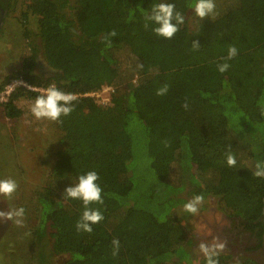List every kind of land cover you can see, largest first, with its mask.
<instances>
[{
    "label": "trees",
    "instance_id": "trees-1",
    "mask_svg": "<svg viewBox=\"0 0 264 264\" xmlns=\"http://www.w3.org/2000/svg\"><path fill=\"white\" fill-rule=\"evenodd\" d=\"M159 3L174 4L183 15L171 39L154 32L151 6ZM196 3L32 0L27 7L23 23L35 16L39 31L32 41L25 33L30 54L3 81L0 95L21 79L42 88L55 84L75 97L71 114L52 121L60 146L47 183L18 204L33 236L29 264H53L56 256L65 257L62 264H196L185 258L200 255L190 235L195 214L179 216V203L215 198L221 211L250 227L264 215V177L252 174L264 162V0H214L203 19ZM230 46L237 55L220 73ZM39 61L48 75L38 73ZM106 86L114 89L109 105L87 96ZM40 94L18 89L0 110L16 123L24 116L20 101ZM229 150L234 167L226 163ZM88 171L97 172L103 200L89 207L104 217L91 233L76 229L82 200L63 195ZM214 258L233 264L225 253Z\"/></svg>",
    "mask_w": 264,
    "mask_h": 264
},
{
    "label": "rangeland",
    "instance_id": "rangeland-1",
    "mask_svg": "<svg viewBox=\"0 0 264 264\" xmlns=\"http://www.w3.org/2000/svg\"><path fill=\"white\" fill-rule=\"evenodd\" d=\"M31 1L14 0L15 9L11 11L10 16L12 22L6 27L4 45L0 52V86L4 80L10 77L12 72L21 67L23 60L30 54L25 33L31 32L30 41H32L35 39L34 35L39 31L37 17L31 16L27 23H23V14L27 11ZM67 1L70 6L76 4V0ZM15 80L20 79H13L12 81ZM34 101L35 99L20 101L24 116L16 123L6 118L0 110V179L11 178L18 185L11 198L0 195V211L7 212L12 208H20L21 205L18 206V204L24 197L30 199L36 188L47 183L51 162L55 158L56 148L60 146V138L58 137L60 131H56L53 122L37 120L32 115L30 109ZM120 142L122 141L116 143L117 146ZM213 199L216 201L215 198ZM213 199L212 197H204L203 202L198 206V208L204 207V210H198L195 213L193 223H191L192 246L194 242L201 241L199 238L201 232H208L205 222H212L210 208L215 205ZM177 208V214L184 216L182 213V211H186L184 205L179 203ZM29 231L31 229H25V224L18 227L11 220L0 219V264H29L28 252L31 253L29 243L33 239ZM200 255L205 257L202 252ZM200 255L186 253L185 258L188 263L194 258L193 261L197 264L201 260ZM241 258L245 257L242 256ZM64 260V256H56L53 264H62ZM34 264H36V260Z\"/></svg>",
    "mask_w": 264,
    "mask_h": 264
},
{
    "label": "clouds",
    "instance_id": "clouds-1",
    "mask_svg": "<svg viewBox=\"0 0 264 264\" xmlns=\"http://www.w3.org/2000/svg\"><path fill=\"white\" fill-rule=\"evenodd\" d=\"M215 9L214 0H197L195 4V15L200 18H205L209 14L213 13ZM150 19L155 21L158 25L154 29L156 35L164 37L166 39H171L175 33L179 30L177 25L184 23L183 15L180 12H175V5L171 3H159L151 6ZM173 20L176 23H173ZM116 33L113 31L110 36H115ZM198 48L199 45H194ZM237 55V49L234 46H230L228 49V56L226 58H221L224 60L223 63L217 65V69L220 73H224L228 70L229 64L228 60L233 59ZM17 83H23L17 80L12 86ZM167 91V85L157 91V95H163ZM75 97L71 93H65L59 90L55 84H50L47 88L42 89V94L35 98L34 103L31 106V113L37 120H50L59 121L61 116H68L74 110L73 101ZM186 107V105H185ZM261 114L264 115V109H262ZM226 163L229 167H234L236 165V158L229 150L225 154ZM255 171H253L254 177H264V162L255 163ZM99 176L95 171H88L86 174L80 175L78 177V182L74 186L67 187L64 192V199H78L82 200L84 204V211L80 220L76 224L77 231H84L91 233L92 224L99 223L103 220V215L98 209H92L89 205L93 202L103 203L101 198L102 189L98 185L97 181ZM18 185L15 180L0 179V195L7 198H11L16 192ZM204 197L202 195H195L187 203H185L184 208L187 212L195 214L198 211V206L203 202ZM25 209L12 208L7 212L0 211V219L11 220L18 227L24 225ZM113 245L118 251L119 241L113 240ZM225 248L224 242H219L213 240L211 244L201 242L199 245V250L202 252L206 258V264H219L218 257L220 251ZM117 252L114 251L113 255Z\"/></svg>",
    "mask_w": 264,
    "mask_h": 264
},
{
    "label": "flooded vegetation",
    "instance_id": "flooded-vegetation-1",
    "mask_svg": "<svg viewBox=\"0 0 264 264\" xmlns=\"http://www.w3.org/2000/svg\"><path fill=\"white\" fill-rule=\"evenodd\" d=\"M14 4V0H0V52L4 45L6 27L12 22L10 16L11 11L15 9ZM39 63L40 61L37 67L39 72H37L43 71L41 73L48 75L47 70L39 67ZM198 210L202 211L204 207L198 208ZM210 214L212 215V222H205L208 232L198 233L201 235L199 238L202 242L209 245L217 239L219 242H224L225 248L220 252L232 256L233 264H242L240 263L242 256L245 259H253L259 264H264V215L257 223H260L258 227H256L257 224L250 227L239 215H230L221 211L218 208L217 200L214 207L210 208ZM201 241L194 242L193 248L200 251Z\"/></svg>",
    "mask_w": 264,
    "mask_h": 264
},
{
    "label": "built area",
    "instance_id": "built-area-1",
    "mask_svg": "<svg viewBox=\"0 0 264 264\" xmlns=\"http://www.w3.org/2000/svg\"><path fill=\"white\" fill-rule=\"evenodd\" d=\"M15 81H17V80H15ZM15 81H12L2 91V93L0 95L1 103H6L9 100V98L12 96V94L15 91H17V89H20V88H25V89L30 90L32 92H37V93H41V94H42V89H44L42 87L32 86V85L28 84L27 82H25L24 80H21V79H20V81L23 82L22 84L17 83L15 86H12ZM113 91H114V89L112 87L106 86L101 91L88 94L87 96L96 98L98 101H100L106 105H109L111 103V99H112L111 98V94H112L111 92H113Z\"/></svg>",
    "mask_w": 264,
    "mask_h": 264
}]
</instances>
